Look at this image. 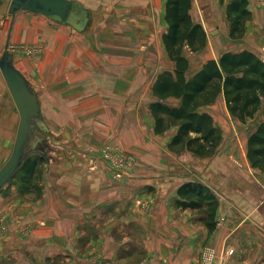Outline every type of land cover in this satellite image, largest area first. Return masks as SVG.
Segmentation results:
<instances>
[{
    "label": "crops",
    "instance_id": "1",
    "mask_svg": "<svg viewBox=\"0 0 264 264\" xmlns=\"http://www.w3.org/2000/svg\"><path fill=\"white\" fill-rule=\"evenodd\" d=\"M11 1L0 0V61L8 45L38 97L40 127L57 142H50L52 160L39 167V198L0 196V264H200L207 245L216 250V264H264V173L252 169L250 129L244 132L247 124L232 119L224 96L201 110L223 133L215 157L171 152L175 129L155 134L150 105L156 51L165 50L167 0H68L80 9L73 15L77 27L84 14L82 32L42 14L19 11L12 17ZM248 2L246 34L233 41L230 0H193L192 15H201L193 22L205 31L213 24L224 31L223 41L207 35V49L211 42H239L242 48L208 52L199 66L186 48L188 79L227 52L250 51L264 61V0ZM105 30L120 39H104ZM38 43L46 51L27 68L14 48ZM19 124L0 70V170L12 155ZM105 144L134 157L136 168L111 171L102 158ZM191 182L207 186L219 201L215 222L225 221L212 232L202 213L176 205L180 187ZM230 250L234 254L227 257Z\"/></svg>",
    "mask_w": 264,
    "mask_h": 264
},
{
    "label": "trees",
    "instance_id": "2",
    "mask_svg": "<svg viewBox=\"0 0 264 264\" xmlns=\"http://www.w3.org/2000/svg\"><path fill=\"white\" fill-rule=\"evenodd\" d=\"M192 3L193 0H167L166 3L168 28L162 40L174 70L161 73L153 88L150 113L155 134L164 135L175 129L168 145L171 152H188L203 159L215 157L223 133L213 117L201 110L216 103L223 95L232 119L242 124L255 122L248 135L247 158L252 169L264 173V61L250 51L227 52L218 60L206 62L188 79L190 62L184 55L185 49L198 54L208 45L205 29L192 20ZM248 6V0H230L226 8L229 37L233 41L243 39L246 34V24L252 18ZM261 113L263 119L258 121ZM33 156L16 173H20V191L24 195L33 190L41 191L33 180L38 176L41 160L46 158L39 155L38 160L32 159ZM178 195L176 205L182 209L205 211L202 221L210 232L214 231L219 207L216 195L199 182L181 186Z\"/></svg>",
    "mask_w": 264,
    "mask_h": 264
},
{
    "label": "water",
    "instance_id": "3",
    "mask_svg": "<svg viewBox=\"0 0 264 264\" xmlns=\"http://www.w3.org/2000/svg\"><path fill=\"white\" fill-rule=\"evenodd\" d=\"M78 10L80 9L77 4L68 0H12L10 5L12 17H15L19 11H27L58 19L62 23H67L72 15L78 13ZM0 70L20 114L12 155L0 170L1 191L31 156L39 154L47 160H52L50 154L56 150L50 142L56 143L57 139L40 127L42 115L38 97L30 83L16 69L8 45L0 61Z\"/></svg>",
    "mask_w": 264,
    "mask_h": 264
},
{
    "label": "rangeland",
    "instance_id": "4",
    "mask_svg": "<svg viewBox=\"0 0 264 264\" xmlns=\"http://www.w3.org/2000/svg\"><path fill=\"white\" fill-rule=\"evenodd\" d=\"M192 9H191V11H192ZM109 10L110 9L107 8L105 10L106 12H105V15H104L106 17H109L108 20H110V17H111V16H109ZM82 11H83V9H82ZM190 13H191L192 18H195V19H196V17L197 18H201V15H200L199 11H197V13H196L197 15H192V12H190ZM193 14H195V13H193ZM83 15H84L83 13L82 14L80 13L79 19H80L81 24L79 25V27H77L75 25L76 20H75V16H73V15L69 18V20L67 21V23H63V24L64 25L65 24L66 25H71L72 27H76L77 30H79L80 32H82V30L85 29V27H86V26H84V23L86 21H85V17ZM200 21H201V19H200ZM109 23H112V22H109ZM225 24H226L225 26L227 27L228 26L227 25V22H225ZM165 26H166V30L163 33V35L166 33L167 28H168L167 27V24ZM223 27H224V25H223ZM115 33L116 32H114V30H112V31L105 30L104 33H103V38L104 39H108V40L120 39V36H118V35L116 36ZM206 33L210 37L211 40L214 39L215 41L216 40L223 41L224 31H219L217 29V25L216 24H213V26H209V29H207ZM115 42H108V43H115ZM211 44H210V46H209L208 49L206 48L201 53H198V54L185 53V55L192 62V65L193 66L194 65L199 66L202 63L201 61H204V59L206 58V56L208 57V52H211L213 55L218 56V54H221L222 52L229 51V50H231V51H237L238 49H241L242 48V46H241V44L239 42H211ZM218 45H220V46H218ZM262 45H263L262 47L264 49V44H262ZM4 48H2V49H4ZM9 51H11L13 53V51L11 50V48L9 49ZM14 51L18 55V58L19 59L28 61L27 65H26L27 68L33 69L35 67L34 62H37L40 59V57H43V55H44V53L46 51V48H45V45H43L42 43H38L36 45H34V44L33 45H19L16 48H14ZM161 53H159L158 51H156V55H155V59H156L155 60V62H156V65H155V75H158V76L160 75V73H163L165 71H172V70H174V64L169 60L168 55L166 54L165 50L163 51L162 54ZM202 57H203V60H200V58H202ZM29 63L31 65H29ZM254 126H255V122H252V121L248 122L247 125H246V127L244 128V132L246 130H248V129H253ZM101 150H103L102 151L103 156H104V154H109L107 152H111L112 150H117V151L119 150V151H121L118 145H113V144H105L104 147ZM122 152H125L126 153V151H122ZM103 156H102V158H103ZM39 157L40 156L36 154V155L33 156L32 159H38V160H40ZM40 164H41L40 167L42 165L44 166L46 164V160H43L42 159ZM136 166H137V160H136V163H135L134 167L132 169H127V170H133L134 168H136ZM111 171H112V169H111ZM41 177H42V175L41 176L39 175V176H37L33 180L34 181V184L38 185L39 187H40ZM20 186H21V183H20V173H19L18 175H16L4 187V189L0 192V196H3V198H5V197H10V195L12 193H16V198L22 197V196L23 197H25V196H34L35 198H37V197L39 198L40 197L41 191H40V193H38V192H35V190H33L34 192H32L30 194H25V195L22 194L21 191H20ZM40 189H41V187H40ZM199 212L202 213V214H204L205 211H199ZM216 225H217V223H216ZM1 257L2 256L0 255V258ZM46 261L48 263H50L51 260H46ZM54 264H60V263L59 262H57V263L54 262Z\"/></svg>",
    "mask_w": 264,
    "mask_h": 264
},
{
    "label": "built area",
    "instance_id": "5",
    "mask_svg": "<svg viewBox=\"0 0 264 264\" xmlns=\"http://www.w3.org/2000/svg\"><path fill=\"white\" fill-rule=\"evenodd\" d=\"M109 154H104L105 162L108 164L110 169L114 172H120L126 169H132L136 163V159L132 156H128L123 154L120 151L112 150L111 152H107ZM225 219H221L217 222V226H219ZM234 254L233 250H230L227 253V257H230ZM224 262V258L222 259ZM218 261L217 253L214 248L207 245L203 248L201 256H200V264H216Z\"/></svg>",
    "mask_w": 264,
    "mask_h": 264
}]
</instances>
